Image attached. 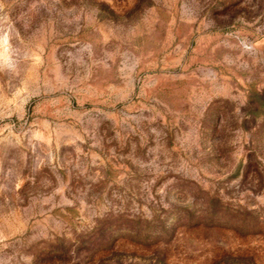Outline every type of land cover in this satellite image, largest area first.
Masks as SVG:
<instances>
[{"label": "rangeland", "instance_id": "374dc122", "mask_svg": "<svg viewBox=\"0 0 264 264\" xmlns=\"http://www.w3.org/2000/svg\"><path fill=\"white\" fill-rule=\"evenodd\" d=\"M0 264H264V0H0Z\"/></svg>", "mask_w": 264, "mask_h": 264}]
</instances>
